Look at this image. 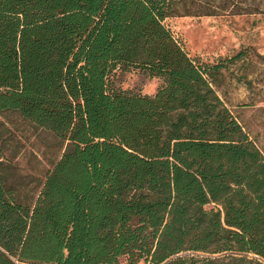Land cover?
<instances>
[{"label": "trees", "instance_id": "obj_1", "mask_svg": "<svg viewBox=\"0 0 264 264\" xmlns=\"http://www.w3.org/2000/svg\"><path fill=\"white\" fill-rule=\"evenodd\" d=\"M216 14L264 0H0V113L54 139L37 178L0 136V264H264V153L215 89L240 54L164 22Z\"/></svg>", "mask_w": 264, "mask_h": 264}, {"label": "rangeland", "instance_id": "obj_2", "mask_svg": "<svg viewBox=\"0 0 264 264\" xmlns=\"http://www.w3.org/2000/svg\"><path fill=\"white\" fill-rule=\"evenodd\" d=\"M164 22L198 62L240 54L223 69L215 89L249 139L264 153V14L181 15ZM120 78L122 87L148 94H154L162 83L159 77L138 68H130ZM0 136L8 146L7 153H14L17 168L39 178L53 154L46 146L53 137L12 112L0 113Z\"/></svg>", "mask_w": 264, "mask_h": 264}, {"label": "clouds", "instance_id": "obj_3", "mask_svg": "<svg viewBox=\"0 0 264 264\" xmlns=\"http://www.w3.org/2000/svg\"><path fill=\"white\" fill-rule=\"evenodd\" d=\"M157 79H158V78H157ZM155 87H156V86L153 85V91H154ZM123 88H124V89H127V85H123Z\"/></svg>", "mask_w": 264, "mask_h": 264}]
</instances>
